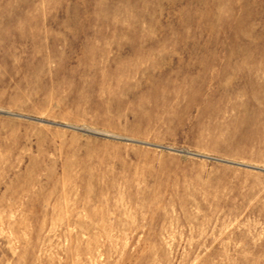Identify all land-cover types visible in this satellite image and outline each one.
<instances>
[{
  "label": "rangeland",
  "instance_id": "1",
  "mask_svg": "<svg viewBox=\"0 0 264 264\" xmlns=\"http://www.w3.org/2000/svg\"><path fill=\"white\" fill-rule=\"evenodd\" d=\"M0 264H264V0H0Z\"/></svg>",
  "mask_w": 264,
  "mask_h": 264
}]
</instances>
